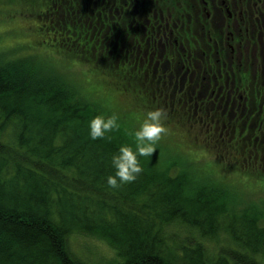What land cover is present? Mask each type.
<instances>
[{
  "label": "trees",
  "instance_id": "obj_1",
  "mask_svg": "<svg viewBox=\"0 0 264 264\" xmlns=\"http://www.w3.org/2000/svg\"><path fill=\"white\" fill-rule=\"evenodd\" d=\"M38 1V17L58 32L52 46L111 76L132 104L140 103L136 116L163 109L167 131L150 156L139 157L135 179L117 178L113 187L107 183L116 172L112 155L121 145L135 149L139 125L118 113L121 128L92 139L89 120L116 112L102 108L101 95L81 94L47 62L1 50L0 264H88L72 249L78 235L111 248L118 259L110 264H264V199L260 204L232 190L226 178L200 173L182 149L205 151L213 168L264 188V96L248 120L232 107L224 113L210 93L203 104L202 91L175 92L161 77L150 83L135 67L134 43L124 71L122 0ZM235 194L243 201L232 200ZM184 227L189 236L180 242L173 239L180 232L166 231ZM222 234L234 248L213 255L205 241L220 243Z\"/></svg>",
  "mask_w": 264,
  "mask_h": 264
},
{
  "label": "flooded vegetation",
  "instance_id": "obj_2",
  "mask_svg": "<svg viewBox=\"0 0 264 264\" xmlns=\"http://www.w3.org/2000/svg\"><path fill=\"white\" fill-rule=\"evenodd\" d=\"M119 9L124 71L134 43L146 81L202 91L203 104L210 93L224 113L232 107L250 119L264 96V0H122Z\"/></svg>",
  "mask_w": 264,
  "mask_h": 264
},
{
  "label": "rangeland",
  "instance_id": "obj_3",
  "mask_svg": "<svg viewBox=\"0 0 264 264\" xmlns=\"http://www.w3.org/2000/svg\"><path fill=\"white\" fill-rule=\"evenodd\" d=\"M41 4L42 2L38 0H0V51L8 50L21 56H31L47 62L49 66L55 69V73L64 76L70 83L76 85L81 94L91 96L94 92L95 95L93 96L101 95V104L105 111H116L121 116H124L125 119H131L133 124L139 125L141 118L139 115L136 116V114L142 108L140 103L134 102L132 104L130 98L132 96L118 90L115 80L111 76L107 77L103 73V75H98L97 72L99 71L95 69L92 62L64 53L62 50L52 46V41L57 38L58 32H53L52 23L47 20L42 21L38 17V13L42 9ZM45 22H47V25H45ZM42 26H44L45 30L41 29ZM259 33H262L261 29ZM59 37H63V35L60 36L59 34ZM17 46L21 47L18 48V51L14 48ZM260 47L264 49V42ZM262 49H260V53ZM124 110L127 112H123ZM183 148L187 151V148ZM185 151L183 152L186 159L189 160L191 165L198 166L201 170L199 171L200 173L212 174L217 179L226 178L228 180L227 184L232 186L230 187L232 190L240 192L260 204L263 202L264 188L257 184V181H253L250 178H239L238 175L231 177L223 170L213 168L212 160L214 158L205 151ZM235 196L232 195V200L243 201L240 195L235 194ZM166 231L168 234L180 232L173 236L174 241L177 240L178 242L183 237L189 236L187 235L188 229L185 227L183 229L167 228ZM186 239L189 242L191 241L189 237ZM205 243L213 255H217L223 247L226 248L228 246L226 249L234 248L231 236L227 234L220 236V243L219 241L211 242V240H206ZM71 246L78 257L83 261H87L88 264H110L118 259V256L111 248L92 237L74 236L71 239Z\"/></svg>",
  "mask_w": 264,
  "mask_h": 264
},
{
  "label": "clouds",
  "instance_id": "obj_4",
  "mask_svg": "<svg viewBox=\"0 0 264 264\" xmlns=\"http://www.w3.org/2000/svg\"><path fill=\"white\" fill-rule=\"evenodd\" d=\"M166 114L161 108L146 110L141 118L139 127L134 129L135 149L131 145H121L118 152L111 158L115 175H109L107 183L113 187L120 182L135 179V174L141 171L139 157L150 156L156 149V143L161 135L167 131L164 120ZM89 136L92 139L110 138V134L121 128L120 116L116 112H100L88 122Z\"/></svg>",
  "mask_w": 264,
  "mask_h": 264
}]
</instances>
